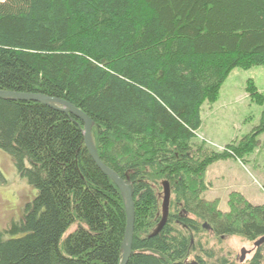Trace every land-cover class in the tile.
Here are the masks:
<instances>
[{"label": "trees", "instance_id": "trees-1", "mask_svg": "<svg viewBox=\"0 0 264 264\" xmlns=\"http://www.w3.org/2000/svg\"><path fill=\"white\" fill-rule=\"evenodd\" d=\"M263 65L264 0H0V91L60 100L91 120L100 162L133 191L127 264H240L222 239L264 236V205L233 193L221 212L203 197L209 165L258 147L264 95L247 81L259 124L223 151L195 136L229 74ZM0 151L35 191L21 220L0 230V264H119L123 201L78 119L0 99ZM165 182L169 213L151 237ZM254 250L242 264H264V243Z\"/></svg>", "mask_w": 264, "mask_h": 264}, {"label": "rangeland", "instance_id": "rangeland-1", "mask_svg": "<svg viewBox=\"0 0 264 264\" xmlns=\"http://www.w3.org/2000/svg\"><path fill=\"white\" fill-rule=\"evenodd\" d=\"M252 81L259 93L264 95V65L248 70H233L222 84L218 98L213 104H204L200 110V127L195 136L210 150L223 151L232 141H239L258 126L263 106L252 102L245 92L247 81ZM259 145L249 157L241 160L225 159L209 165L203 182L207 201H216L221 212L228 210L231 194L241 195L252 205H264V133L258 137ZM199 144V143H197ZM206 148V149H207ZM0 230L21 220L25 206L35 197V191L16 173L10 158L0 151ZM76 229L72 226L63 234L60 244ZM207 240L214 246L212 236ZM216 248V247H213ZM222 254H230V260H238L245 251L244 262L254 254L253 245L239 238L222 239ZM217 249V248H216ZM219 249V248H218ZM217 249V250H218ZM187 263H194L189 259ZM240 263V262H239ZM242 264V263H240Z\"/></svg>", "mask_w": 264, "mask_h": 264}, {"label": "water", "instance_id": "water-1", "mask_svg": "<svg viewBox=\"0 0 264 264\" xmlns=\"http://www.w3.org/2000/svg\"><path fill=\"white\" fill-rule=\"evenodd\" d=\"M0 99L37 102L53 110L59 111L63 114H70L71 116L75 117L80 121L82 125V135H83L84 145L90 158L92 159L96 168L114 184L123 201L126 222H125L124 236L121 243V255H120L119 264H127L128 258L131 253V242L133 237V226H134V209L132 203L133 191L128 183L121 180L114 172L109 170L100 162L96 150L94 148L93 141L91 139V133H90L92 126L91 120L72 105L60 100L46 98L41 95L17 94L13 92L0 91ZM169 200H170V192L168 185L165 182L162 184L160 221L157 224L155 230L151 233V237L155 236L161 230V228L164 226L166 222L168 209H169ZM263 243H264V236L259 238L257 241L253 243V249L260 246ZM244 256H245V251L242 249L240 251V258H239L240 263H243Z\"/></svg>", "mask_w": 264, "mask_h": 264}, {"label": "bare ground", "instance_id": "bare-ground-1", "mask_svg": "<svg viewBox=\"0 0 264 264\" xmlns=\"http://www.w3.org/2000/svg\"><path fill=\"white\" fill-rule=\"evenodd\" d=\"M168 213H169V210H168ZM167 215H168V214H167ZM154 230H155V229H154ZM154 230H153V231H154ZM256 248H257V247H256ZM119 261H120V259H119ZM192 264H196V263H192Z\"/></svg>", "mask_w": 264, "mask_h": 264}]
</instances>
